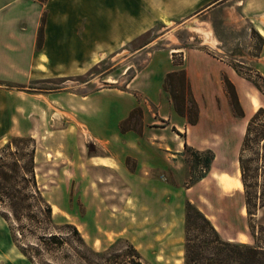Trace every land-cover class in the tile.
I'll use <instances>...</instances> for the list:
<instances>
[{"label":"rangeland","instance_id":"1","mask_svg":"<svg viewBox=\"0 0 264 264\" xmlns=\"http://www.w3.org/2000/svg\"><path fill=\"white\" fill-rule=\"evenodd\" d=\"M240 1L106 0L107 7L115 3V12L107 9L104 29H97L95 19L89 40L97 30L100 36L89 59L74 60L68 68L65 62L51 68L44 59L22 61L27 68L0 62V147L13 136L35 138L37 177L57 226L75 224L96 251L128 241L147 264H184L185 211L191 201L223 239L264 248V206L251 215L244 185L232 183L235 188L227 191L217 180L221 174L242 180L243 141L252 117L264 108V75L257 66L264 37L243 13ZM196 24L211 25L222 50L200 45ZM145 45L146 50L136 53ZM194 47L222 58L234 72L223 76L227 99L217 100L216 115L190 129L188 148L177 159L165 152H121V145L120 152H100L76 118V109L87 100L82 95L126 89L156 49L169 52L160 51L155 59L166 65L169 59L183 61L185 51L180 48ZM225 77L234 84L243 115L233 108ZM132 124L142 129L143 116L137 114ZM263 127L260 113L244 151L250 173L257 174L251 182L258 180L262 188L264 140L257 137ZM44 259L52 260L49 255ZM0 264H36L19 249L1 216Z\"/></svg>","mask_w":264,"mask_h":264},{"label":"crops","instance_id":"2","mask_svg":"<svg viewBox=\"0 0 264 264\" xmlns=\"http://www.w3.org/2000/svg\"><path fill=\"white\" fill-rule=\"evenodd\" d=\"M114 4L107 7L106 0H0V62L5 66L13 64L15 68H27L23 67L22 61L28 59L30 64L31 61L39 63L44 59L45 65L51 63V68L59 62H65L68 68V64L74 60L89 59L98 47L95 42L100 36L98 30L105 28L107 9L115 12ZM239 5L256 29L264 32V0H241ZM95 19L98 30L90 42V29L95 26ZM43 21V42L38 46ZM194 29L202 37L200 45L222 50L211 25L196 24ZM199 30L208 32L215 44L205 41ZM147 47L145 45L136 53ZM180 49L185 51L180 64H175L169 58L166 65L155 63L160 51L169 54L164 48L156 49L129 81L126 89L104 88L82 95L87 100L82 108L76 109V118L87 127L93 141L102 148L100 152H120L118 148L121 145V152H165L177 159L184 151L185 143H189L190 129H198L207 116L216 115L217 100L227 99L223 76L227 74L232 77L233 67L222 58L212 57L202 47ZM257 66L264 75V48ZM182 68L187 69L200 109L199 121L195 125L189 124L176 111L171 94L164 89L167 73ZM104 94L109 97L102 101L100 98ZM137 107L143 110L141 131L132 129L123 132L121 121ZM67 109L69 112L70 107L67 106ZM214 150L218 152V148ZM166 160L171 164L168 156ZM217 180L228 188L227 191L235 188L230 185L232 183L243 185L241 179L235 180L228 174L217 176Z\"/></svg>","mask_w":264,"mask_h":264},{"label":"trees","instance_id":"3","mask_svg":"<svg viewBox=\"0 0 264 264\" xmlns=\"http://www.w3.org/2000/svg\"><path fill=\"white\" fill-rule=\"evenodd\" d=\"M44 21L38 35V46L42 45ZM182 62H176L180 64ZM228 92L236 113L243 115L237 91L225 77ZM164 89L171 94L176 111L188 123L199 121L200 109L193 94L187 69L167 73ZM264 108L252 117L239 158L242 182L245 188L246 206L253 215L254 210L264 206V188L258 180L251 182L252 175L244 151L250 145L252 128ZM141 107L132 110L121 121V130H137L132 124ZM258 139L264 140V127ZM188 148V143H185ZM37 143L29 136H13L0 147V216L9 224L13 240L36 264H147L134 244L117 241L111 248L96 251L91 248L75 224L57 226L52 205L44 196L37 177ZM213 157L206 164L210 166ZM205 174L201 176L203 178ZM64 227L69 231L64 230ZM28 239V242H25ZM49 255L52 260H45ZM184 264H264V248L245 243H233L222 238L212 220L191 201L186 203L184 225Z\"/></svg>","mask_w":264,"mask_h":264},{"label":"bare ground","instance_id":"4","mask_svg":"<svg viewBox=\"0 0 264 264\" xmlns=\"http://www.w3.org/2000/svg\"><path fill=\"white\" fill-rule=\"evenodd\" d=\"M199 32H201L202 34H203V37H204V40L205 41H207V42H211L213 45L215 44V42H214V40H212L211 38H210V34L208 33V32H206V31H202V30H199ZM262 34H263V36H264V32H261ZM211 43H209V44H211ZM224 180V179H223Z\"/></svg>","mask_w":264,"mask_h":264}]
</instances>
